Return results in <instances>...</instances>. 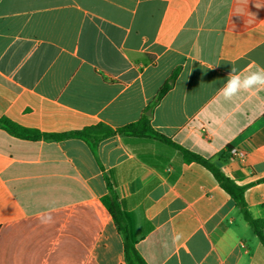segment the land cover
Instances as JSON below:
<instances>
[{"label": "crops", "instance_id": "0c3cea01", "mask_svg": "<svg viewBox=\"0 0 264 264\" xmlns=\"http://www.w3.org/2000/svg\"><path fill=\"white\" fill-rule=\"evenodd\" d=\"M232 66L264 69V0H0V117L58 134L146 116L264 218V90L225 101ZM110 195L146 264H264L229 195L173 145L115 134L92 149L1 127L0 264H127Z\"/></svg>", "mask_w": 264, "mask_h": 264}, {"label": "trees", "instance_id": "16d2710c", "mask_svg": "<svg viewBox=\"0 0 264 264\" xmlns=\"http://www.w3.org/2000/svg\"><path fill=\"white\" fill-rule=\"evenodd\" d=\"M177 71H174L172 75L168 78L166 82L160 87L156 99L154 102H157L169 89L170 84L175 79ZM0 127L5 129L11 135L23 138V139H38L40 137H44L47 139L53 140H61L65 138H79L85 141L92 149H95L97 143L109 136L115 134H129L133 136H149L157 139L159 141L165 142L167 144L173 145L178 149V153L182 157V160L190 163L194 162L205 169H207L212 176L214 177L215 181L218 183L220 188H222L232 199L235 206L240 211L243 219L247 222L249 227L251 228L253 234L256 236L258 241L264 247V218H253L250 213L248 212L246 202L244 200V190L245 186H240L232 181L229 177H227L217 166H215L212 162L208 159L200 156L199 154L184 149L172 142L165 136L156 133L149 124L148 118L146 116H141L140 119L136 122L127 124L125 126L112 129L111 127L99 123L95 125L85 126L84 128L72 131V132H63L58 134H45L40 133L37 130L24 128L19 126L7 118L0 117ZM102 202L108 209L109 213L111 214L112 218L114 219L116 225L118 226V230L122 233L123 237V248H124V258L127 264H146L144 260L141 258L139 253L135 248V241L129 238L127 234V230L125 227H121L119 220L117 218V202L113 195L105 196L102 198Z\"/></svg>", "mask_w": 264, "mask_h": 264}, {"label": "clouds", "instance_id": "9594fccd", "mask_svg": "<svg viewBox=\"0 0 264 264\" xmlns=\"http://www.w3.org/2000/svg\"><path fill=\"white\" fill-rule=\"evenodd\" d=\"M264 90V69L249 71L246 75L239 74L232 66L226 82L220 89V95L225 101H231L242 92Z\"/></svg>", "mask_w": 264, "mask_h": 264}, {"label": "built area", "instance_id": "2783aa9c", "mask_svg": "<svg viewBox=\"0 0 264 264\" xmlns=\"http://www.w3.org/2000/svg\"><path fill=\"white\" fill-rule=\"evenodd\" d=\"M230 154L234 158L239 159V160H242V158H243V152L242 151H239L237 149H234V148L230 149Z\"/></svg>", "mask_w": 264, "mask_h": 264}]
</instances>
